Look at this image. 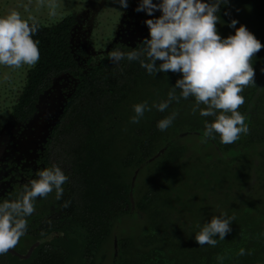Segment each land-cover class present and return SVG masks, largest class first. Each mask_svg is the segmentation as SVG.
Listing matches in <instances>:
<instances>
[{
    "label": "trees",
    "instance_id": "obj_1",
    "mask_svg": "<svg viewBox=\"0 0 264 264\" xmlns=\"http://www.w3.org/2000/svg\"><path fill=\"white\" fill-rule=\"evenodd\" d=\"M136 3L116 26V35L127 24L147 37L145 21L161 15L156 11L143 17L146 12L137 14ZM235 5L238 17L232 13ZM218 15L222 38L235 33L231 20L249 29L256 18L263 29L253 34L264 44V0H229ZM79 22L75 15L48 24L29 22L38 28L33 38L40 59L26 71L5 120L8 128L38 130L42 93L69 75L81 77L66 82L69 87L63 90L71 93L61 99L62 120L55 127L74 157L76 206L59 224L48 219L39 225L35 210L29 216L33 228L21 236L25 247L15 249L25 255L33 246L30 255L8 251L0 255V264H264V48L252 58L255 84L245 87V102L238 109L249 133L223 144L219 135L205 137V122L214 118L193 113V97L173 101L164 112L153 107L132 123L133 105L166 100L182 74L149 75L139 61L109 59L115 49L127 53L143 47L144 38L133 48L115 35L98 61L87 57L84 47L75 46ZM173 111L176 119L160 131L158 121ZM49 113L57 118L53 110ZM222 213L235 217L232 231L224 240L216 237L215 247L200 246L195 234ZM240 249L246 254L240 255Z\"/></svg>",
    "mask_w": 264,
    "mask_h": 264
},
{
    "label": "clouds",
    "instance_id": "obj_2",
    "mask_svg": "<svg viewBox=\"0 0 264 264\" xmlns=\"http://www.w3.org/2000/svg\"><path fill=\"white\" fill-rule=\"evenodd\" d=\"M40 3L43 4L44 0ZM228 3L229 0H160L159 3L140 0L135 9L137 12L145 11L150 17L156 11L161 12L159 17L145 21L150 38L145 37L143 47L137 50L127 53L118 49L111 51L109 59L114 62L123 59L139 61L149 75L158 72L182 75L168 92L166 100L151 106L147 101L133 105L132 123L138 124L145 112H150L153 107L164 112L173 101L193 97V113L199 110L200 115L214 118L205 122V137L219 135L221 143L231 144L242 134L249 133L245 116L238 109L245 102L241 95L245 87L255 84L256 73L251 61L264 44L246 25L236 27V19L229 24L235 28V33L222 38L217 29L218 13L221 5ZM118 4L127 9L128 0H118ZM47 6L54 15V0H49ZM33 19H23L16 11L0 16V65L18 69L24 65L33 67L39 62L38 41L33 38L38 28L35 23H29ZM176 89L180 90V96L176 95ZM177 115L173 111L158 121L157 128L167 130ZM37 177L24 186L18 199L0 203V255L13 249L25 234L26 217L35 211L33 201L47 197L53 190L56 199H61L62 186L69 179L57 165L38 171ZM234 220V216L226 213L213 216L195 234V241L200 246L215 247L218 243L216 237L224 240L232 231ZM239 254L245 255V250L240 249Z\"/></svg>",
    "mask_w": 264,
    "mask_h": 264
},
{
    "label": "flooded vegetation",
    "instance_id": "obj_3",
    "mask_svg": "<svg viewBox=\"0 0 264 264\" xmlns=\"http://www.w3.org/2000/svg\"><path fill=\"white\" fill-rule=\"evenodd\" d=\"M135 12L138 14L145 11L137 12L135 10ZM146 15L147 13L143 17H146ZM136 17L137 15H133V18ZM149 36L148 34L147 37ZM116 37L125 40L133 48L139 44L141 38H145L139 29L127 24L118 27ZM109 46L110 44L107 48ZM84 47H86L84 49L87 52V57H93L95 61L99 60L97 50H93L88 44ZM99 54H101V50ZM85 77L91 79L93 75ZM78 78L81 77L69 75L66 82L70 83V81L73 82L74 79ZM66 82L63 80L61 84L59 81L53 87V91L42 93L36 109L39 120L38 130L20 125L15 126V128L13 126L8 128L9 123L6 121L0 127V203H3L4 200L18 199L20 193L24 190V186L30 180L38 178L37 172L44 168L57 165L69 178L62 186L64 191L61 199H56V192L53 190L47 197H40L33 201L35 210L38 212L39 225L47 224L48 219L58 224L64 222L69 219L76 206L77 186L79 184L76 182L74 157L70 155L66 145L62 146L60 137H56V130L59 129L61 124L62 108L65 102L61 99L63 95H70L71 93V90H63L69 87ZM57 106L58 108H56ZM50 110L55 112L57 118L52 119V114L49 113ZM66 203L67 206H65ZM26 220V232H28L33 228L35 221L29 216L26 217ZM23 238L20 237L18 244L13 248L14 250L25 247V238Z\"/></svg>",
    "mask_w": 264,
    "mask_h": 264
},
{
    "label": "rangeland",
    "instance_id": "obj_4",
    "mask_svg": "<svg viewBox=\"0 0 264 264\" xmlns=\"http://www.w3.org/2000/svg\"><path fill=\"white\" fill-rule=\"evenodd\" d=\"M138 1L140 0H128L127 9H123L118 4V0H54L56 7L53 15L50 14L52 10L47 6L49 0H44L43 4L40 0H0V16L16 11L23 19L34 18L29 22L39 21L46 24L59 21L67 15L78 16L80 22L75 28V46L84 47L88 44L90 48L97 50L99 55L100 50L102 53L112 43L116 26L120 24L123 17L128 15L125 12L131 13L132 5L137 4ZM154 2L157 3L160 0H154ZM232 13L237 17L241 14L237 5L232 8ZM257 22L256 18H252L249 27L252 33L263 29ZM28 68L30 67L27 65L18 69L0 65V127L4 124L15 102ZM192 138L193 136H188L186 140ZM216 201L219 200L216 199ZM214 202L215 199L212 198L210 203Z\"/></svg>",
    "mask_w": 264,
    "mask_h": 264
},
{
    "label": "water",
    "instance_id": "obj_5",
    "mask_svg": "<svg viewBox=\"0 0 264 264\" xmlns=\"http://www.w3.org/2000/svg\"><path fill=\"white\" fill-rule=\"evenodd\" d=\"M114 245H115V243H114ZM32 249H33V246H30L29 249H28V251H27V253H26L25 255H24V254H20V253H18V252L15 251L14 249H10L9 251L12 252V253H14V254L19 255V256L22 257V258H25V257H28V256L30 255Z\"/></svg>",
    "mask_w": 264,
    "mask_h": 264
}]
</instances>
